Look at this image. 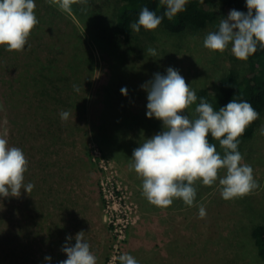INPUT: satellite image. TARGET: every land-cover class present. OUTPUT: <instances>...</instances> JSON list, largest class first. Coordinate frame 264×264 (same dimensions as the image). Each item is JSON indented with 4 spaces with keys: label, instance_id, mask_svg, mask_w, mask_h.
<instances>
[{
    "label": "rangeland",
    "instance_id": "1",
    "mask_svg": "<svg viewBox=\"0 0 264 264\" xmlns=\"http://www.w3.org/2000/svg\"><path fill=\"white\" fill-rule=\"evenodd\" d=\"M197 1L214 14L205 27L169 33L158 26L126 42L111 34L117 0H78L71 13L35 0L38 24L24 50L0 47V136L24 152L25 184L34 185L0 198V264H59L67 259L62 247L74 246L81 231L97 264H119L123 253L138 264L259 263L251 231L264 224V111L239 138L259 185L249 195L225 201L218 181H197L193 206L174 199L161 208L147 201L129 167L133 150L163 130L146 116L142 85L171 67L194 91L212 95L223 72L247 67L231 45L223 53L203 47L230 10L247 13L246 0ZM194 110L195 103L182 114L194 118Z\"/></svg>",
    "mask_w": 264,
    "mask_h": 264
},
{
    "label": "clouds",
    "instance_id": "2",
    "mask_svg": "<svg viewBox=\"0 0 264 264\" xmlns=\"http://www.w3.org/2000/svg\"><path fill=\"white\" fill-rule=\"evenodd\" d=\"M62 12L71 13L72 5L78 0H51ZM86 3V0H79ZM188 0H160L164 6L163 15L144 7L137 22L129 27L135 33L157 29L166 17L172 20L185 11ZM204 3V0H200ZM35 0H0V47L9 52L23 51L32 30L38 24L35 15ZM247 13L232 9L227 18L219 20L216 30L209 31L203 39V47L223 53L231 45L235 59L246 61L255 54L257 47L264 48V0H246ZM149 56L157 55L148 48ZM74 90L79 87L74 85ZM147 92L148 118L162 123L163 130L144 142L132 152L130 169L142 178V194L147 201L161 208L171 206L174 199H181L189 207L196 198L197 181L211 187L218 181L220 196L225 201L251 194L259 185L253 169L244 162L238 150L239 138L246 129L259 118V113L248 101L231 100L226 106L215 110L201 98L195 107L194 118L183 115L197 96L178 70L169 67L166 75H154L151 81L142 85ZM122 88L121 94L126 95ZM213 95V94H212ZM72 114L62 111V120ZM264 135V125L260 128ZM209 137L218 141L217 146L209 142ZM28 161L18 147H10L8 140L0 136V198L19 197L21 192L30 193L34 185L25 184ZM225 175L221 176L220 171ZM206 216L203 205L199 217ZM85 233L75 236V245L67 243L62 247L67 259L59 264H97V257L84 239ZM66 239H72L68 237ZM119 264H138L130 254L123 253L115 258ZM50 261L51 257H45Z\"/></svg>",
    "mask_w": 264,
    "mask_h": 264
},
{
    "label": "trees",
    "instance_id": "3",
    "mask_svg": "<svg viewBox=\"0 0 264 264\" xmlns=\"http://www.w3.org/2000/svg\"><path fill=\"white\" fill-rule=\"evenodd\" d=\"M117 1L118 5L115 9V20L111 34L115 38H123L126 42L133 37V31L129 24L137 22L139 13L144 7L155 11L157 15H163L165 10L164 6L160 4V0ZM185 9L172 20L165 17L159 26L169 33H178L188 26L203 28L214 18V14L203 8L197 0H188ZM246 61L247 67L243 73L239 74L235 69H229L222 73L218 88L213 95L205 89L196 90L195 107L199 104L201 98H205L215 110L226 106L234 99L238 102L241 100L250 102L259 115L262 114L264 111V48L258 46L255 54ZM248 128L243 135L248 134ZM209 142L215 144L216 141L209 137ZM251 238L259 257L258 264H264V224L253 226Z\"/></svg>",
    "mask_w": 264,
    "mask_h": 264
}]
</instances>
